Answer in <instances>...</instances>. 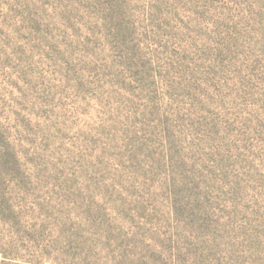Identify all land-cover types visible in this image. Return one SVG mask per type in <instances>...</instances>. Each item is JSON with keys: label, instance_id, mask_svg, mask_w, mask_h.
I'll return each instance as SVG.
<instances>
[{"label": "rangeland", "instance_id": "rangeland-1", "mask_svg": "<svg viewBox=\"0 0 264 264\" xmlns=\"http://www.w3.org/2000/svg\"><path fill=\"white\" fill-rule=\"evenodd\" d=\"M0 264H264V0H0Z\"/></svg>", "mask_w": 264, "mask_h": 264}]
</instances>
